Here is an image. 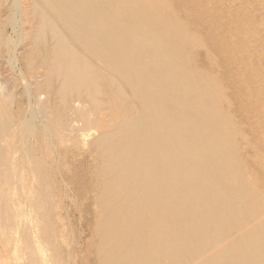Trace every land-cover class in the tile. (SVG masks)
I'll return each mask as SVG.
<instances>
[{
    "label": "bare ground",
    "instance_id": "1",
    "mask_svg": "<svg viewBox=\"0 0 264 264\" xmlns=\"http://www.w3.org/2000/svg\"><path fill=\"white\" fill-rule=\"evenodd\" d=\"M225 19L228 0H0V238L24 264H76V235L87 264H264L263 67L239 56L264 38ZM88 194L68 243L60 210Z\"/></svg>",
    "mask_w": 264,
    "mask_h": 264
},
{
    "label": "rangeland",
    "instance_id": "2",
    "mask_svg": "<svg viewBox=\"0 0 264 264\" xmlns=\"http://www.w3.org/2000/svg\"><path fill=\"white\" fill-rule=\"evenodd\" d=\"M229 7L232 9V12L236 14L241 21L240 22H232L228 20H224L225 27L232 31L235 34L234 42L238 45L242 46L245 42L246 31L247 29H251L254 33V36L249 38L251 41L255 38H264V0H228ZM208 6H211L208 3ZM255 45H262L261 49L256 50L255 52L252 49H241L239 56L247 57L251 59L252 66H248L249 69H256L257 67H263L258 71L257 77H253V82L256 85L264 84V62L260 61L259 57H264V42H259ZM36 152L37 157L42 160L44 156ZM51 163L54 162L51 159ZM70 161H67V165ZM20 172L24 174V176L28 175L27 170L20 169ZM57 175V179H58ZM47 201L52 200V197L47 194ZM55 202H58L56 197L53 198ZM81 204L84 205V208L76 207L73 204V207L66 213L64 211L60 213L62 215L61 222L65 225V232L67 234L68 243L71 241L74 234H83L88 237L90 234V224L93 222V217L95 215V206L92 203V196L88 194L86 197L81 200ZM24 208H26L27 203H24ZM29 209V208H28ZM24 212L27 213V209H24ZM30 213V212H28ZM32 213V212H31ZM33 216V213H32ZM26 220L23 221L24 224L28 223L29 218L26 217ZM86 229V230H85ZM76 241L74 243V250L76 251L75 258L73 259V263L76 264H87V259H85L84 255L85 249V240L80 239V236H74ZM13 241H17L15 235L13 237ZM13 244L6 245L5 242L0 238V264H17L16 260H18L20 264H24L26 262V257L15 253L14 249H17V246L12 249ZM9 246V247H8ZM70 248V245L67 244L66 248ZM73 248V247H72ZM49 253H53L49 251ZM20 256V257H19Z\"/></svg>",
    "mask_w": 264,
    "mask_h": 264
}]
</instances>
